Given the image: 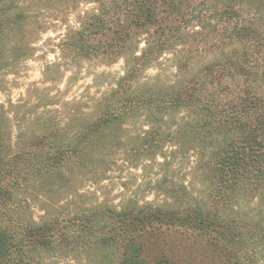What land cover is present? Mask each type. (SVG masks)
I'll use <instances>...</instances> for the list:
<instances>
[{
	"label": "trees",
	"instance_id": "trees-1",
	"mask_svg": "<svg viewBox=\"0 0 264 264\" xmlns=\"http://www.w3.org/2000/svg\"><path fill=\"white\" fill-rule=\"evenodd\" d=\"M38 1L65 12L92 4L66 26L61 57L123 60V74L83 104L89 111L67 103L64 123L46 120L13 146L0 111V264H174L154 249L161 227L208 237L227 264H264V0H202L203 9L198 0ZM25 3L0 4V70ZM163 55L173 79L145 76ZM136 120L145 128L130 134ZM117 162L186 163L198 187L165 175L160 204L79 202L81 184L98 185ZM21 191L46 201L38 221L14 201Z\"/></svg>",
	"mask_w": 264,
	"mask_h": 264
},
{
	"label": "rangeland",
	"instance_id": "rangeland-1",
	"mask_svg": "<svg viewBox=\"0 0 264 264\" xmlns=\"http://www.w3.org/2000/svg\"><path fill=\"white\" fill-rule=\"evenodd\" d=\"M4 1L8 0H0V4ZM59 5L26 0L22 28L10 33L4 40L2 57L11 65L0 70V111L3 115L2 127L12 146L26 135L38 131L46 120L64 123L72 108L67 103L76 100L83 111H89L83 108V104L90 106L92 100L106 93L123 74V60L103 65L96 60L72 62L61 57L57 44L66 26L75 25L78 13L89 9L92 4H79L74 11L67 12L64 5ZM197 6L203 9V1L198 0ZM13 47L22 48L19 55L11 53ZM142 47L143 44H140L139 49ZM170 59V55H163L158 63L146 70L145 76L158 75L161 82L171 81L175 72ZM142 128L145 127L141 120L129 122L130 134ZM111 169L98 185L81 184L80 192L85 196L79 202L98 200L107 205H118L122 197L134 195L140 203L150 201L160 204L164 196L156 191V187L158 180L165 175L177 182L185 180L189 186L193 183L198 187L196 180L188 174L186 163L179 171L175 164L164 170L153 162H141L135 166L117 162ZM196 190L190 189L191 192ZM28 193H16L14 201L23 203L25 200L30 205L32 218L38 221L46 201L44 198L35 199V192L30 196L32 198ZM154 233L151 235L154 249H161L174 264H227L224 253L217 250L208 237H200L181 228L161 227ZM53 263L58 264V260ZM59 263L86 264L83 260H60Z\"/></svg>",
	"mask_w": 264,
	"mask_h": 264
}]
</instances>
